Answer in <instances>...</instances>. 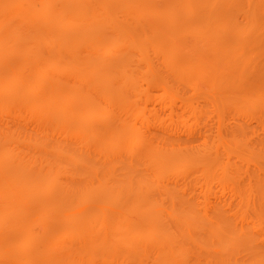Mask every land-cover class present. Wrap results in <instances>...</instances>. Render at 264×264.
I'll return each mask as SVG.
<instances>
[{"label":"rangeland","instance_id":"374dc122","mask_svg":"<svg viewBox=\"0 0 264 264\" xmlns=\"http://www.w3.org/2000/svg\"><path fill=\"white\" fill-rule=\"evenodd\" d=\"M123 1L113 0L109 3L110 9L114 10L112 18L116 21L126 19V15L120 13L119 10V5ZM146 1L148 5L152 7L148 9L150 12L147 11V16L144 15L142 20L156 22L165 16L164 8L168 4V0ZM222 1L225 0H218L219 3ZM236 1L240 2V5L250 8V10L238 13L235 6H224V2L220 4L219 8L221 12L228 13L230 16L232 15V22L222 29V36L228 37L232 41H236L239 46H234L240 49V56H238L239 58L237 59L243 63L242 76L244 80L242 78L241 79L244 82L242 83L241 81V83H239L240 85L237 84L241 88L238 89L243 93L242 94L240 91V94L242 95L238 98L239 101L235 98L231 99L230 102H224L223 100L228 93V89L221 84L213 86L211 83L212 78L210 80L211 82L209 80L207 82V79H205L204 82L200 83L194 82L189 84L183 82V84L171 76L169 67L167 63H165L166 61H164L166 60L164 57L165 54L162 52H166L165 49H167L173 41H175L177 45L179 44L176 47L177 52H179V55H181L182 58L185 57L188 67L191 68L192 71L198 67V63H201V61H197L198 59H196L194 53L188 52L187 50L192 51L196 48L198 51L201 50L200 52L203 55L205 53L204 49L206 50L207 46L211 43L208 40L205 42H199L197 35L195 36V33L193 31L191 32L193 26L192 22L201 18L202 13H197L196 15L191 14V16L187 18L185 17L187 15H184L181 10L176 9L173 13L174 20L172 21V24H170V27L162 30L161 32H158L157 30H147L145 32V35L148 37L156 36L155 38H159L156 43L158 46H154L155 49L154 47H149V45L144 42L142 43V49L147 56H145V62L141 61L135 52L130 53L131 60L133 61L134 59L135 62L133 63V68L132 66L130 67L131 70L129 73L132 77H135L133 86L136 92L133 93L135 90L132 92V89H130V92L128 90V93L122 94H124L123 97L125 96V99L128 97V100L130 101V103L128 101V104H130L128 106L131 107L129 110L137 116L139 113H142L143 115L142 116L140 114L138 116L141 118L143 117V120L141 119L142 121H139L140 123L135 119L137 124L136 127L140 129L139 131L143 134L142 135L140 133L142 135L140 140L142 138L143 139L142 142L138 144L136 143L138 145L137 146L135 143L133 144V141L131 142L133 136L131 138L129 135L125 134V137L122 136L121 138V140L124 141H121V144L118 142L119 145L118 148H116L119 149V147L123 145L124 148L122 147L123 149L118 150L119 154L115 149H113L114 153H112V149H106L109 152L101 149L103 150L101 152L100 148H102L101 144L103 142H98L100 140L102 141L99 136H97L99 140H96L95 136L86 138L83 137V135H76V131L72 134L71 132L74 129L69 128L71 122H68L69 125H65L67 123H62L65 125L62 126L61 123L51 122V120L34 119V115L40 116L37 114L38 110L29 113L30 111L28 112L27 108L21 106L19 102H16L17 99H14L15 101L11 100L13 96L10 95H15V92L18 93V89L20 88L6 87V89L9 88L8 91L5 88L0 90V164H2L0 165V174H10L11 171L15 170L17 164H21L20 166L23 165V167H25L23 170L26 171V173L31 175L35 174V177H40L38 180H16L17 183L15 180H5L6 182L4 180H0V232H2L0 233V264H86L85 261L81 259L78 260V257L80 256L79 254H81V252L78 251L81 250V247L87 240V237L74 235L73 237L70 236L68 239L62 241L60 222L57 219L53 222L50 221L48 222L49 224H46L48 227L46 226L45 228V222L40 219L42 213H40V209H36V207H33L30 210L31 217L29 216L24 224H22V230H20V228H16L17 230L12 228L16 222L14 212H11V208L15 207L14 200L15 196H18V192L19 195H23L26 194L27 190L34 188L40 198H43L44 200L51 198L54 200V198H57L60 191H64L68 194V197H70L69 199L71 203L75 200L76 194L79 197L87 194L95 195L97 192L96 196L98 195L101 200L99 198L97 199V197H95L96 200L89 198L88 200L90 201L87 200V202H85L87 204L83 203L85 206L81 205L72 207V213L69 212V214L73 215L75 218L83 217L87 214V212L90 213L89 211L94 208L91 207L93 204L99 205L100 201L103 200L102 197L104 196V198L106 197L107 199L105 198V200L101 203L103 205L107 204V206H105V209H107L105 216L108 217L109 213L110 216H112L111 213L120 211L121 209L124 210L127 206H130V202H136L137 199H134L138 194L137 192H141L140 189L142 187L140 188V185L146 186V189L149 191L145 190L148 195L145 191H143L141 196L143 195L142 197H144L145 194V197L147 196L148 198L149 196L148 199H152L150 201L154 202V206L156 207L155 211L159 213L162 225L167 229L169 228V240L172 239L173 241L170 240V244H168L169 240L165 242L168 245L166 246L168 248L167 251L162 252L163 257L166 258L165 262L167 261V264H224L225 260L228 264H264V0ZM31 2L33 3V7L36 11L40 9V6L42 7V0H32ZM67 3H59L54 0L52 6L56 11L60 12L61 7H66L67 5L70 6V4ZM197 7L198 11L201 12L206 9L207 4L201 0ZM254 9L257 10L255 16L252 14ZM4 12L5 10L0 4V15L2 14L3 16ZM129 19L130 18L128 17L127 20ZM54 20L61 21V18L58 15L54 18ZM9 22L11 23L9 24L13 26H11L13 29L33 37V39H30V37L27 39L28 45L32 44L33 47H36L37 52L39 53L37 56L33 55V57L26 56V60L28 62L34 64L35 66H40L47 59H49L48 56H51L50 52L53 44L49 43L51 44L49 45L48 43H45V41H42L44 40L43 38H41L42 40H40V42L37 41L34 37L36 33L34 25L31 24V26L34 27L32 28L28 25V23H23L19 16L11 18ZM169 29H174L179 32L176 40L172 41L168 36ZM239 29L244 35V39L237 41L234 36L236 30ZM39 30L41 31V28L38 29L37 32ZM42 31L40 33H43L46 36V33ZM54 34L57 33L55 32ZM138 35H141V33L138 32L137 36ZM36 41L37 44L35 43ZM98 43H102L103 45H100L102 47L104 46V48L97 47L98 50L100 48L105 50L106 45H104V41L102 40ZM32 46H30V48H32ZM158 49H160V51L164 50L161 52V55L160 52L157 51ZM89 52L91 51H88L87 53V50L83 47V45H81L78 49H76L75 53H77L78 57L85 58L90 55ZM108 54L110 59L113 57V61L116 57L118 59L122 55L121 52L117 51ZM68 55L69 54L67 53L63 55L65 61ZM93 56L97 57L94 54ZM3 60H1V64L4 66L5 64L7 65V61L9 60ZM92 60L99 59L93 58ZM109 61L111 62V60ZM99 64L101 67L99 68V72L95 73V76L96 74L104 73L108 70V68L106 69L107 65L103 66L101 62ZM137 67L139 70L142 69V71H139L138 74H136ZM67 71L68 69L66 70L63 68V71L59 72V74H57L58 72L56 73V77L60 79V83L65 85L69 83L74 85L77 84V86L80 87L82 84L80 85L75 82L74 79L72 80L71 78L73 77L70 76V73L68 76ZM21 74L27 77L29 75V70H23ZM100 75L102 76L103 74ZM51 76L52 75H50V77ZM98 77L99 76H97V78ZM230 77L235 80L238 78V73L231 74ZM94 78L92 76L91 80L94 84H97L98 81L96 82L95 80L98 79L95 78L94 80ZM0 81V84L2 85L6 83L3 75H1ZM71 84H69L70 87H76ZM83 86L84 85L81 86V89L84 88L86 90H81L82 92H85V95H83L84 98H92V102H90V104L88 103V106L92 108L93 111L104 113L105 110L108 114L111 112L109 115H112V118L113 115L115 119L117 117L120 119L121 117L124 118V113L118 105V96V98L116 97L117 100L116 98L112 99L110 103H105L104 99L101 97L107 93V91L108 93L111 92V90L109 91L108 89L106 91V87L101 88L102 85L100 87L101 89H99V91L102 90L101 92L97 89V91L95 90L98 85L97 87L94 86V88H86L87 85ZM70 87L66 85V88L64 89H71ZM11 88L14 90L10 91ZM90 88H92L93 91H91ZM76 89L80 90V88ZM73 90L75 89L73 88ZM89 90L90 93H88ZM81 91L79 92L81 93ZM82 94L83 93H81V95ZM81 95L80 97H82ZM29 96L31 95L29 94ZM99 96L100 98H97ZM248 96L255 97L253 99L256 101H251L252 99ZM15 97L16 96H14V98ZM245 97L250 99L253 104L252 107L251 103H248L247 98ZM91 98H89V101H91ZM121 98L122 96L120 97V100ZM6 99L10 104L8 105L6 102L7 106H3L2 101L5 102ZM78 99L80 100L81 98ZM85 99L82 98V100ZM242 99L244 101H242ZM238 102L241 103L237 105ZM244 102L248 104V106L250 104V106L247 108V105ZM254 102H256V104ZM110 104H112L113 107ZM131 104L134 105L133 110V106ZM88 106L86 105L85 107L87 108ZM90 108L88 109L90 110ZM96 108L98 110H96ZM33 112L37 113L33 114ZM173 112H175V114H173ZM170 114L173 115L171 116ZM109 117L111 118V116ZM110 118L107 120L108 122L103 121L105 122L104 124L109 125L111 122L112 125H115L116 123L117 125L120 124L118 123V118L116 119L118 121H114L113 118L111 119V122ZM100 123L99 121L91 123L88 122L85 124V127H93L94 129L95 126H97L95 124ZM62 128L64 129L63 133ZM73 128H75L74 125ZM97 129L98 128H96V130ZM149 144L152 149H154L153 147H156L155 152L158 148V152H151V150V154L148 152L146 155L143 151V147ZM54 145L57 146L55 147ZM100 145L101 147H98ZM125 145L128 146V148ZM225 145L233 151L228 148L225 149ZM211 146L216 147L215 150L212 149L213 151H209L210 149H207ZM57 147L59 150L63 151V154L65 153V155H68L69 157L71 155L72 157L68 158V156H65L64 158V155L62 154L60 156H56L54 153L56 152ZM223 148L231 152L227 153ZM148 156H152V158H149ZM73 157L75 160L78 159L79 163L72 164L75 161ZM209 157L212 160V163L211 160L208 159ZM212 158H216V161ZM203 160L205 163L202 162ZM5 165L7 166L5 167ZM12 165H14V168ZM57 165L64 167L65 171L60 174L58 173L56 180H50L53 182H49V180L46 181V177L44 176H47V173L48 175L51 173L54 175V173L50 171L49 167L55 166L54 168H59ZM1 166L3 169H1ZM159 169H161L162 172H160ZM52 170L54 169L52 168ZM158 171L162 175H160ZM3 175L2 177L0 175V179L4 178L5 175ZM46 183L49 184V187L51 186L50 189L45 188L47 185ZM51 183L53 184L51 185ZM121 190L122 192H120ZM10 192H12L11 195H9ZM111 192L121 193L125 199H123L121 195L122 199L120 198V201H116L117 199L115 200V197L111 199V197L115 195H112ZM110 193L112 196L109 195ZM145 197L143 199H145ZM16 198L18 199L20 197ZM170 199L174 200L172 201ZM91 201H94L95 203L92 202L91 204ZM9 205H12L11 208ZM86 205H88L87 208ZM51 206L53 207V205ZM53 208L56 209V206ZM175 208L177 210H183L184 214L189 211V214L186 215L190 217L194 215V217H192L193 219H196L195 216L197 215V227L196 225V228L192 226L194 229L184 233L179 231L177 232L178 228H176L175 231V228H173V226L176 227L173 223L175 222L173 221L174 219L166 213H163L165 210L168 212V210ZM75 209L77 211H75ZM72 210H74L75 213ZM37 214L40 217H38ZM52 214L53 216H56L55 212H52ZM38 219H40V222ZM206 221H208L207 225H209V227H213L215 225L216 227L208 229L205 228L204 226L206 225L205 223H207ZM218 221L220 222L218 223ZM199 222H201V225L203 226H200ZM106 223L114 226L111 222ZM207 225L206 227H208ZM217 226H220L219 228L223 226L225 230L226 226H228L227 229H230L229 232L233 233L229 234L226 232L227 230L224 231L223 228L219 229ZM49 227H54L55 229H50ZM73 227L76 228V225ZM78 227L79 225H77V228ZM215 228L216 230L214 231ZM207 230L208 232L210 230L212 233H206ZM222 231H224V233ZM214 232H217V234L219 233L220 235L221 233H223V235L226 233L225 239L229 240V242L226 241V243L228 242L227 245H229L221 248V245L225 244V239L223 235L220 237L219 234L215 235ZM213 234L215 235V238ZM227 235H229L231 239L228 238L229 236ZM171 236L173 238H171ZM210 236L211 238L213 236V238L217 240L214 241L213 239L211 242ZM233 237L236 238L234 242L236 243L237 241V243L233 244V246L229 248L232 243V239L234 240ZM242 238L246 239L243 240ZM218 239H222V241L220 240L219 242ZM156 243L160 244L159 241L151 243L148 246L144 244L147 247L145 249V253H148L149 256L142 255L139 257V261L138 257H136L135 261L133 258L131 262L129 261L125 264H154L155 260L152 259L151 251L153 253L154 251L157 253L155 248L159 247V245L156 246ZM216 246L221 248L220 253L217 252V250H213L214 248H219ZM166 247L164 250H166ZM226 248L228 251L225 250L224 253L221 254L223 249ZM172 253H174L173 257H175V259H167L171 257ZM177 253L178 255H176ZM157 254L160 255L161 253ZM97 256L100 259L97 258V262L95 261L94 264H119L117 261L113 262V258L111 260L109 258L110 261H102L101 256ZM153 257H156V254H154ZM113 260L115 261V259ZM152 260H154V262H152Z\"/></svg>","mask_w":264,"mask_h":264},{"label":"bare ground","instance_id":"6f19581e","mask_svg":"<svg viewBox=\"0 0 264 264\" xmlns=\"http://www.w3.org/2000/svg\"><path fill=\"white\" fill-rule=\"evenodd\" d=\"M31 1L32 0H0V4L2 5L3 9L5 10L4 15L3 16H2V14L0 15L1 16L0 17V77H1V75H3V77H5V81H6L5 84H3V85L0 84V90H2L4 88L6 89V87H15V88L18 87V88H20V89H18L19 90L18 93L15 92V95H13V94L10 95V96H13V98L11 100L15 101L17 99L16 102L17 103L19 102L21 104V106H24L25 108H27L28 112L30 111L29 113H31L32 111L35 112L36 110H38V113L37 112L36 113L40 116L34 115L35 116V117H33L34 119L51 120V122L53 121L55 123H61V124L67 123L65 125H69L68 122H71L72 124L70 123L69 128L74 129L71 132L72 134H73V132L75 133V131H76L77 132L76 135H81V136L83 135V137H86V138L87 137L89 138L90 136L91 137L95 136L96 140L98 139L97 136H99V138H101L102 141L100 140L98 142L99 143L103 142L101 144L102 148H100L101 152L103 151L101 149H104V151H108V150L112 149V153H114L113 149L117 150V152H118V150L123 149L124 148L123 145L120 146L119 149H116V148H118L119 143L120 144L122 143L121 141H124V140H121V138H122V136L125 137V134L129 135V137H131V138L133 136L134 140L132 138L131 142L133 141V144L135 143V145L142 142L143 138L141 140H140V138L142 137L143 134L141 133V131H139L140 129H138L136 127L137 124L135 122L136 120L138 122L139 121L141 122L143 120L142 119L143 117L142 118L138 117L140 114L142 115V113H139V115L137 116L135 113L130 111L129 109L131 107L128 106V105H130V104H128V101H129L128 97H126L127 100L125 99V96L123 97V95L125 93H128V90H129V92H130V89H132V92L135 90V88L133 86L135 77L134 76L132 77V75L129 73L131 70L130 67L132 66V68H133V65H134L133 63L135 61H134V59H133V61L131 60L130 53L135 52L137 54V56L139 57V59L141 61L145 62L146 54L142 49V43L144 42L147 45H149V47L153 48L154 46H158V45H156V43H157V40H159V38H155L156 36L155 37L146 36L145 32L147 30H157L158 32L159 31L161 32L162 30L170 27V24H172V21L174 20L173 19V13H174V11H176V9L181 10L184 15H187V16H185L187 18H189V16H191V14L196 15L197 13H200V14L202 13L201 18L198 17L199 19L194 20V22H192L193 26L191 24L192 29L191 28L190 29H191V32L193 31L195 33L194 34L195 36L197 35L199 42L200 41L205 42L206 40H208L211 43L209 45L207 44L208 46H207L206 50L204 49L205 53L203 52L204 53L203 55L200 52L201 50L198 51V50H196V48L192 51L187 50L188 52L194 53L196 59H198L197 61H199V60L201 61V63H198L199 64L198 67L194 71H192V69L188 67V64H187L185 57L182 58V56L179 55V52H177L176 47L179 44L177 45L175 43V41H173V40H176L179 32L175 31L174 29H169L168 36L173 41V43L167 49H165L166 52L164 50H162V51H164V52H162V51H160V49H158L157 51L160 52V55H161V52L163 54H165L164 57L166 60H164V61H166L165 63H167V65L169 67L171 76H173V78H175L177 81H180L182 83L183 82L189 83V84L190 83L192 84L194 82H198V83L204 82L205 79H207V82H208V80L210 81L212 78V80H211L212 82L211 81L210 82L213 84V86L216 84H221L228 89V90L226 89L228 93L226 94V96L223 100L224 102L225 101L230 102L231 99H235V98L239 101L238 98L240 97V95L243 94L242 91L239 90V89H241L240 86H238V85H240L239 83H241V81H242V83L244 82L243 81L244 78L242 76L243 75L242 74L243 63L240 60L238 61V59H237V58H239L238 56H240L239 55L240 49L234 46V45H237V46H239V45L237 44L236 41H234V40L232 41L228 37L222 36V34H223L222 29L225 26H228L230 22H232L231 21L232 15L230 16V14H228V13L221 12L220 8H219L220 4L222 2H224L225 3L224 6H228V5L235 6V9L237 10L238 13H243L245 11L250 10V8L245 7L244 5H240V2H238L236 0H225V1H222L221 3H219L218 0H203V2L207 4V7L205 10H203L201 12L198 11V7H197L198 3L201 0L200 1H197V0H168V2H167L168 4L166 3L167 5L166 4H165L166 6L164 5L165 6L164 15L165 16L163 18L161 17L162 19L157 20L156 22L155 21L142 20L144 18V15L147 16L146 13H147L148 9H150L152 7V6L150 7L148 5L146 0H124V1L122 0L123 2L119 5L120 6L119 10H120V13H122L123 15H126V19L122 20V21H116L114 18H112L113 17L112 14H114V10L110 9L109 3L113 0H111V1L110 0H55L59 3H67L68 2L67 4H70V6H68L67 4H64V5H67L66 7L62 5L63 7H61L60 12L56 11L53 8L52 3L54 2V0H42L43 1L41 3L42 7L40 6V9H38L37 11L33 7V3ZM6 9H7V11H6ZM148 12H150V11H148ZM255 13H257V10L254 9L252 12L253 16H255ZM58 15L60 16L61 21L60 20H58V21L54 20V18L57 17ZM16 16H19L23 23H28V25H30V26L32 24L35 26L36 33H35L34 37H35V39H37V41L40 42V40H42L41 38H43L44 40H42V41H45V43L53 44L51 46L52 49L50 52L51 53L50 55L52 57L48 56L49 59H47L42 65H40V66L36 65L35 66L34 64H31L30 62H28L26 60V56H30V57H33V55L37 56L39 52H37L36 47H33L32 44L28 45L27 39L30 37L29 35L18 32L17 30L12 28L13 27L12 25H10L11 23L9 22V20H11V18H14ZM128 17L130 18L129 20H127ZM190 20H192V19H190ZM32 28H34V27H32ZM37 28L38 29L41 28V31L43 30L42 32L46 33V36H45V34L40 33L41 32L40 30L37 32V30H38ZM55 32L57 34H59V33L60 34L59 35L54 34ZM138 32L141 33L142 36L141 35L137 36ZM52 34H54V35H52ZM234 37L237 41L244 39V35L240 31V29L236 30ZM161 38H162V36H161ZM30 39H33V37H30ZM102 40L104 41V45H106L105 50L102 49V48H104V46L103 47L101 46V45H103L102 44L103 42L98 43V42H101ZM37 41L35 42L36 44H37ZM51 44H49V45H51ZM140 44H141V46H140ZM81 45H83V47L87 50V53H88V51H91V52H89L90 55H88L89 58L87 56H86L87 58L85 56H82L85 58L78 57V55H77L78 52L75 53L76 49H78V47ZM30 46H32V48H30ZM97 47H102V48H100L98 50ZM154 49H155V47H154ZM116 51L121 52L122 55L119 57V55H120V53H119V55H118L119 58L117 59V57H116L115 58L116 60L114 59V61H113L112 60L113 57L110 59L108 53H112V52H116ZM66 53L69 54L70 56L68 55V57L65 61L63 55H65ZM93 54L97 57H94ZM91 57H92V59L97 58L99 60H92ZM3 59H8L10 61V63H9V61H7L8 62L7 65L6 64H5V66L2 65L1 60H3ZM109 60H111V62ZM3 61H5V60H3ZM100 62L102 63L103 66H105V65L108 66V67L106 66V69L108 68L107 71H105L104 73H100V74H103L102 75L103 77L100 74H96V76H95V73H98L99 68L101 67L99 64ZM145 66H146V63H145ZM63 68L66 70L68 69V71H69V72L67 71L68 76L70 73L71 74L70 76L73 77V78H71V77H69V78H71L72 80L74 79L75 82L79 83L80 85L81 84L84 86L87 85L86 88H88V87L94 88V86L97 87V85H98V87L95 88V90L97 89L99 91V89H101L103 87H106V91L108 89H109V91L111 90V92L108 93V91H107V93H105L104 95L101 96L102 99H104L105 103H110L112 99H115L118 96L119 98L118 97L117 98H118V102H119V104H118L119 108L124 113L123 114L124 118L121 117V119H120L119 117H117L119 120L118 123H120V124L117 125V123H116L115 125L114 124L112 125L111 119L114 118V121H118V120H116L117 118L115 119L114 115H113V118H112V115H109V114H111V112H109V114L106 113L105 110H104V113L96 112V111H93V109L88 106L90 104V102H92V98L91 97H88V99L84 98L83 95H85V92L81 91L84 89V88L81 89L82 85L79 87V86H77L76 83H75L76 85L69 83V84L74 85L76 87H73V86L70 87L69 84H66L72 90L71 89H64V88H66V85L61 84L60 79L58 77H56L57 74H59V72L63 71ZM60 69H62V70H60ZM23 70H29V75L27 77H25L24 75L21 74V72ZM139 71H142V69L139 70L137 67L136 74H138ZM234 73H238V78L235 80L230 77V75L234 74ZM49 74L52 76L50 77ZM239 74H240V76H239ZM90 75H92L93 78H94V76H95V78H97V76H99L97 78L98 80H95V78H94V80L96 82L98 81L97 84H94L92 82V80H91L92 76H90ZM136 80H135V82H136ZM101 85H102V87H101ZM135 86H136V84H135ZM72 87L75 90H73ZM76 88H80V90L79 89L78 90L81 91V93H83V94L81 95V93ZM92 88H90L91 91H93ZM8 89H6V90L8 91ZM12 90H14V89L11 88L10 91H12ZM90 90H89V92L88 91L87 92L90 93ZM32 91H35V92H32ZM101 91L102 90H100L99 92H101ZM240 91L242 94H240ZM135 92H136V90L133 93H135ZM122 93H124V94H122ZM29 94L31 96H29ZM80 95L82 97H80ZM99 95H101V94H99ZM14 96H16V97L14 98ZM121 96H122V98L120 100ZM248 97L250 99H252L251 101L255 100V99H253L255 97H250V96H248ZM78 98H81V99L79 100ZM82 98L85 100H82ZM89 98H91V101H89L90 100ZM97 98H100V96ZM117 98H116V100H117ZM245 98H247V97H245ZM249 98H247V101H248V103H251V107H252L253 104ZM9 99H10V97H9ZM242 101H244V100L242 99ZM6 102L8 105L10 104L9 101H7V99H6L5 102L2 101V105L7 106ZM78 102H79V104H78ZM80 103H81V106H80ZM129 103H130V101H129ZM240 103L238 102L237 105H239ZM254 103L256 104V102H254ZM86 105L88 106L87 108L85 107ZM110 105L113 107L112 104H110ZM246 105H247V108L250 106V104H249V106H248V104H246ZM132 106H133V108H132V110H133L134 105H132ZM242 106H245V105H242ZM88 108H90V110ZM96 110H98V109L96 108ZM34 112H33V114H36ZM173 114H175V112H173ZM173 114H170V115L172 116ZM108 115L111 116V118ZM109 118H110L111 124H109L110 122L108 123L109 125L104 124L105 122H103V121H107ZM156 120H157V118H156ZM97 121H99V123L101 121V123L95 124V125H97L94 128L95 130L93 129V127L92 128L91 127L88 128L87 126H86L87 128L85 127V124H87L88 122L91 123V122H97ZM61 124H58V125H61ZM63 124H62V126H65ZM160 124H161V122H160ZM169 124H170V122H169ZM71 125H72V127H71ZM73 125L75 126V128H73ZM162 126H163V124H162ZM96 128H98V129L96 130ZM167 129H170V128H167ZM63 130L64 129L62 128V133H63ZM95 137H93V138H95ZM124 137H123V139H124ZM82 139H80V140H82ZM134 141H136V142H134ZM101 145L98 147H101ZM144 145H145V143H144ZM54 146L56 147L57 145H54ZM114 146H115V148H114ZM128 146H129V144H128ZM128 146H126V147L128 148ZM175 146H177V145H175ZM127 148H125V149H127ZM131 148H133V147H131ZM153 148L154 149H152L151 145L149 144V145L143 147V151L145 152V154L150 152L151 150H152L151 152H153V151L155 152L156 147H153ZM215 148L216 147L211 146L210 148H207V149H210L209 151H211L212 149L215 150ZM224 148L225 149L228 148L229 150H232L226 145ZM106 149H108V150H106ZM157 149H156V152H158ZM225 149H224L225 152H227V153L231 152V151L225 150ZM140 150H142V149H140ZM159 151H160V149H159ZM151 152H150V154H151ZM220 152H222V151H220ZM138 153H140V152H138ZM200 153H202V152H200ZM54 154H56V156H60L62 154V155H64V158H65V156L66 157L68 156V155H65V153L63 154V151L59 150L58 147H57L56 152ZM118 154H119V152H118ZM167 154H169V153H167ZM203 154H204V152H203ZM52 155H53V152H52ZM115 155H116V153H115ZM135 155H137V154H135ZM211 155H212V153H211ZM71 157H72L71 155H70V157L68 156V158H71ZM149 158H152V156ZM73 159H74V157H73ZM148 159H147V161H148ZM206 159H205V161H206ZM208 159H210V157ZM212 159H214V158H212ZM205 161L203 160L202 162L205 163ZM74 162L72 164L79 163L78 159L75 160ZM177 162H179V161H177ZM11 163H13V162H11ZM211 163H212V160H211ZM0 165H2V164H0ZM20 165L21 164H17L14 171H11V172L7 171V172H10V174L4 173L5 176L3 174H0L1 177H2V175L4 176V178H2L0 180H4V181L5 180H13L14 181L15 180V182H16V180H38L40 178V177H35V174L31 175V174L26 173V171L23 170V168H25V167H23V165L22 166H20ZM6 166L7 165H5V167ZM13 166L14 165H12V167ZM55 166H56V164H55ZM204 166H206V165H204ZM54 167H49L50 171H52L54 173V175H52V173L48 175V173H47V176H44V177H46L45 178L46 181L49 180V182H53L50 180H56L58 173L60 174V173L65 171L64 170L65 168L62 166H58L59 168H54ZM202 167H203V165H202ZM13 168H12V170H13ZM52 168L54 170H52ZM1 169H3V167ZM159 170H160V172H162L161 169H159ZM160 172L158 171L159 174H160ZM8 175H10L11 177ZM160 175H162V174H160ZM32 176H34V177H32ZM13 181H12V183H13ZM9 183H10V181H9ZM48 183H46L47 185L45 188L50 189L51 186L49 187ZM52 184L53 183H51V185ZM141 187L145 188V189H142ZM138 188H139V186H138ZM140 188L139 189L141 190V192L140 191L137 192L138 194L135 193V194H137L136 197H138V198L135 197L134 200L137 199L136 202L135 201H134L135 203L132 202L134 205L130 202L131 208H130V206H127L126 209H129V210L121 209L120 211H116V212L111 213L112 216H110V213H109L108 217L105 216V213H107V209H105V206H107V204L103 205L101 203L106 198V197L104 198V196H103L102 197L103 200L100 201V204L99 205L93 204V206H91V207H94L91 209L92 211L90 210L89 211L90 213L87 212V214L81 218H77V217L75 218L73 215L69 214V212L72 213L71 212L72 207L81 206V205L85 206V204H87L85 202H87V200L89 198L96 200L95 197H97V199H98L99 198L98 195L96 196L97 192L95 195H93V194L88 195L87 194L85 196L83 195V196H79V197L76 194L77 196L75 195L76 198L72 203L70 202V199H69L70 197H68V194L64 191H60V193L57 195V198L56 199L54 198V200L51 198H48L45 200L43 198H40V196H38V194L34 188L27 190L26 194H23V195H19V192H18V194H17L18 196H15V200H14V206L15 207L11 208L12 205H9L11 208V212L12 213L14 212L15 222H16V224H18V225L15 224L12 228H14V229L20 228V230H22V227H21L22 224H24V222L28 219L29 216L31 217L30 210L33 207H36V209H40V213H42L41 217L38 216V214H37V216L40 217V219H42V221L45 222V225H44L45 228H46V226L48 227V225H46V224L50 221L53 222L54 220L57 219L60 222L62 241L65 239H68L70 236L73 237L74 235H77V236L81 235V237L82 236L87 237V238L85 237L87 240L83 243L81 250L78 251V252H81V254H79L80 256L78 257V260L81 259V260L85 261L86 264H94L95 261L97 262V258H99L97 255L101 256L102 261H107V260H109V258L111 260L113 258V259H115V261L113 259H112V261L113 262L117 261L119 264H125L126 262H129V261L131 262V260L133 258L135 261L136 257H138V261H139L140 256H142V255L149 256L148 253H145V249L147 248L145 245L148 246L149 244L155 243L156 241L157 242L159 241L160 244L156 243V246L159 245V247H156V248L154 247V248L156 249L157 253H161V254L159 255V254L155 253V251H154V253L151 251L152 259L155 260L156 264H167V261L165 262L166 258L163 257L162 252L167 251V248H168V247H166L168 245L165 242H167L169 240V234H168V233H170L168 231L169 228L167 229L165 226L162 225V223L160 221L159 213H157L155 211V209H156V207L154 206L155 204L153 201H150L152 199H148L149 196H148V198H147V196L145 197V194H144L145 199H143L144 198V197H142L143 195L141 196V193L143 194V191L147 190L146 186L140 185ZM47 191H48V189H47ZM147 191H145L146 194H147ZM116 192H117V190H116ZM116 192H114V193L111 192L112 195L115 194L113 196L111 195V193L109 195L112 196L111 199L115 197L114 199L115 200L117 199L116 201H118L122 195H121V193L119 194ZM120 192H122V190ZM11 194H12V192H10L9 195H11ZM105 196H107V195H105ZM171 196H172V194H171ZM16 197H20V198L17 199ZM140 197H142V198H140ZM122 198H123V196H122ZM166 198H167V196H166ZM99 199L101 200V198H99ZM114 199H113V201H114ZM123 199H125V198H123ZM140 199H141V201H140ZM170 200H172V199H170ZM88 201H90V200H88ZM92 202H94V201H91V204H92ZM70 203H71V205L69 206ZM83 203H85V204H83ZM51 205H53V207L56 206V209H54ZM87 206L88 205H86V208H87ZM76 209H75V211H77ZM175 209L168 210V212L165 210V212H163V213H166L168 216H170L172 219H174L173 221H175V222H173V223L176 225V227L173 226V228H175V231H176V228H178L177 232L179 231L181 233H184V232H187L191 229H194L192 226L195 227V225L198 223V220L196 217L197 215L195 216L196 219H193L192 217H194V215L192 217L186 215V214H189L188 213L189 211L186 214H184L183 210L181 211V210H177V209L175 210ZM194 209H195V207H194ZM6 211H7V209H6ZM36 211H38V210H36ZM72 211H74V210H72ZM75 211H74V213H75ZM82 211H83V208H82ZM52 212H55L56 216H53ZM79 213H77V214H79ZM35 216H32V217H35ZM109 217L111 218V220ZM40 219H38V221ZM196 220H197V222H196ZM106 222H111V223H113L114 226L108 225V223H106ZM201 222H199V224H200V226H203V225H201L202 224ZM206 222L207 223H205V222L204 223L207 225L208 221H206ZM219 222L220 221H218V223ZM31 223H32V221H31ZM0 224H1V219H0ZM74 224L76 225V228L73 227V226H75ZM77 225H79L80 228L79 227L77 228ZM206 225L204 227L207 229L216 227V225L213 227L211 225H210L211 227H209V225H207L208 227H206ZM224 225H227V224H224ZM55 226H56V224H55ZM111 227H114V228H111ZM196 227H197V225H196ZM217 227L219 228L220 226H217ZM227 227L228 226H226L227 231L224 229L223 226L221 228H223L224 231H226L230 234L231 233V232H229L230 229H227ZM53 228H50V229H53ZM221 228H219V229H221ZM219 229H217V230H219ZM232 229H233V227H232ZM215 230H216V228L214 229V231ZM224 231H222V232L224 233ZM209 232L212 233L210 230H209ZM209 232H208V230L206 231V233H209ZM0 233H2V232H0ZM223 233H221V235L219 233L218 234L221 237L223 235ZM214 234L218 235L217 232H214ZM214 234H213V236L215 238ZM225 234L223 235L224 239H225ZM213 236H212V238L210 236L211 242L214 239ZM227 236H229V235H227ZM227 236H226V238H227ZM247 236H249V235H247ZM223 237H222V239H223ZM171 238H173V237L171 236ZM228 238L231 239L230 236ZM61 239H59V240H61ZM222 239H220V240L222 241ZM244 239H246V238H244ZM170 240H172V239H170ZM170 240H169L168 244L171 243ZM216 240L217 239H214V241H216ZM220 240L218 239L219 242H220ZM235 240H236V238H234V240L232 239V241H231L232 243L230 242L231 245L229 246V248L231 246H233V244L237 243V241H236V243L234 242ZM226 241L229 242V240L225 239V244L224 245L222 244L221 248L227 247L229 245V244L227 245L228 242L226 243ZM245 241H247V240H245ZM165 247H166V250H164ZM216 247H219V246H216ZM219 248L218 249L214 248L213 250L214 251L217 250V252L220 253L221 248L220 249ZM147 250H146V252H147ZM213 250H211V251H213ZM225 250L228 251L227 248L223 249V252H221V254H223ZM154 254H156V257H153ZM173 255H174V253H172L171 257L167 258V259H171V258L175 259V257H173ZM176 255H178V253ZM158 256H160V257L162 256V257L160 258ZM154 260H152V262H154ZM136 261H137V259H136ZM155 262H154V264H155ZM224 262L226 263V260ZM66 264H69V263H66ZM226 264H228V263H226Z\"/></svg>","mask_w":264,"mask_h":264}]
</instances>
